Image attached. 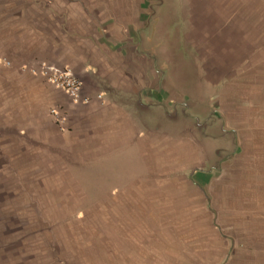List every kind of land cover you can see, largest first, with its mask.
Masks as SVG:
<instances>
[{
	"label": "crops",
	"instance_id": "1",
	"mask_svg": "<svg viewBox=\"0 0 264 264\" xmlns=\"http://www.w3.org/2000/svg\"><path fill=\"white\" fill-rule=\"evenodd\" d=\"M2 4L8 8L4 18L14 14L26 33L19 38L21 45L15 37L0 59L12 60L15 70L28 75L29 86L19 90L34 100L30 105L36 108L29 117L15 115L21 126L14 131L36 132L40 147H65L83 154L96 176L110 172L103 175L108 181L102 185L181 188L175 204L164 209L160 203L166 197L153 195V190L142 189L137 196L112 195L113 202L133 204L120 207L119 218L132 219L129 226L134 228L123 235V249L131 254L120 251L121 264H193V250L148 244L142 241V227L191 217L201 187L207 202L228 203L223 209L238 211V218L264 219V114L194 118L188 113L197 99L193 81L199 82L198 74L190 62L176 71L151 56L149 11L156 8L143 5L144 20L138 22L123 14L118 19L100 4L90 8L74 0H47L25 10L21 0ZM152 20L151 26L159 21ZM44 62L72 69L92 101L76 103L67 91L33 73ZM209 92L210 88L201 100L209 101ZM247 132L251 134L246 138ZM231 153L239 157L236 162L231 163ZM250 154L252 161L243 162ZM219 155L222 162L216 166ZM165 164L180 174L170 184L162 181L167 176L162 173ZM257 227L255 221L254 233Z\"/></svg>",
	"mask_w": 264,
	"mask_h": 264
},
{
	"label": "rangeland",
	"instance_id": "2",
	"mask_svg": "<svg viewBox=\"0 0 264 264\" xmlns=\"http://www.w3.org/2000/svg\"><path fill=\"white\" fill-rule=\"evenodd\" d=\"M74 1L90 8L100 4L118 19L123 14L138 22L143 19V5L156 8L149 11L151 56L176 71L192 63L199 82L193 81L197 99L187 112L194 118L264 114V0ZM46 3L21 0L23 10ZM7 14L0 0L1 53L15 37L20 46L19 38L26 33L24 23L14 14L4 18ZM154 16L159 21L151 26ZM21 72L13 68L12 60L0 59V264H121L119 252L131 254L123 249V235L134 228L129 226L132 219L119 218L120 207L133 204L113 202L112 195L153 190V195L166 197L160 203L164 209L175 204L181 188L102 185L108 181L103 175L110 172L96 176L83 154L65 147H40L34 131L16 133L14 128L21 125L15 115L29 117L36 112L31 108L34 100L19 90L30 84ZM208 88L206 102L201 97ZM230 155L231 163L239 159ZM248 157L242 161H252V154ZM214 162L220 166L221 156ZM162 171L167 184L180 175L167 164ZM197 193L191 217L168 219L157 228L143 226L142 241L166 250L170 245L187 246L193 250V264H264V219L238 218V211L223 209L228 203L207 202L203 187ZM122 214L125 217V211Z\"/></svg>",
	"mask_w": 264,
	"mask_h": 264
},
{
	"label": "built area",
	"instance_id": "3",
	"mask_svg": "<svg viewBox=\"0 0 264 264\" xmlns=\"http://www.w3.org/2000/svg\"><path fill=\"white\" fill-rule=\"evenodd\" d=\"M33 73L41 75L50 84L67 91L76 103L89 104L92 101L91 97L84 95L82 80L68 67H59L44 62L39 65L38 69H34ZM52 113L59 117L56 110Z\"/></svg>",
	"mask_w": 264,
	"mask_h": 264
}]
</instances>
